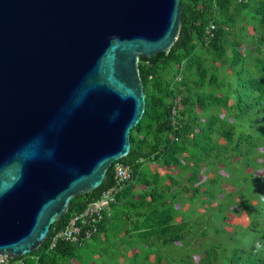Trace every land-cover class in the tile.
I'll use <instances>...</instances> for the list:
<instances>
[{
	"label": "trees",
	"instance_id": "obj_1",
	"mask_svg": "<svg viewBox=\"0 0 264 264\" xmlns=\"http://www.w3.org/2000/svg\"><path fill=\"white\" fill-rule=\"evenodd\" d=\"M181 4L169 51L147 62L139 56L145 111L130 131L129 153L98 188L71 200L34 251L0 264H177L164 250L182 241L194 249L181 258L184 264H264V0ZM115 163L127 165L130 176L96 231L84 238L85 224L77 241L59 238L51 247L56 232L116 183ZM202 167L206 176L218 171L208 193L198 183ZM219 180L236 188L224 194ZM238 187L250 191L240 195ZM221 195L212 211L213 197ZM193 204L204 219L190 220ZM230 215L242 219L229 221L227 234L216 221ZM194 233L216 240L195 246ZM242 241L249 243L244 252Z\"/></svg>",
	"mask_w": 264,
	"mask_h": 264
},
{
	"label": "water",
	"instance_id": "obj_2",
	"mask_svg": "<svg viewBox=\"0 0 264 264\" xmlns=\"http://www.w3.org/2000/svg\"><path fill=\"white\" fill-rule=\"evenodd\" d=\"M181 0H0V260L34 251L130 150L138 72L168 52Z\"/></svg>",
	"mask_w": 264,
	"mask_h": 264
},
{
	"label": "built area",
	"instance_id": "obj_3",
	"mask_svg": "<svg viewBox=\"0 0 264 264\" xmlns=\"http://www.w3.org/2000/svg\"><path fill=\"white\" fill-rule=\"evenodd\" d=\"M210 28H213L212 24H210ZM129 176L130 169L127 165L115 163L114 179L116 180V183L107 190H103L98 198L91 200L81 213L73 216L69 220L63 230L56 232L51 240V247L56 244L59 238L68 241H77L78 235L82 231V227L85 224H89L90 226L84 230L83 237H90L93 232L96 231L97 224L103 218L104 213L108 212L111 204L115 202L116 193L122 187L123 181H126ZM7 259L8 258L0 260V263L6 262ZM18 262L21 263V261L18 260H16L15 263L17 264Z\"/></svg>",
	"mask_w": 264,
	"mask_h": 264
},
{
	"label": "rangeland",
	"instance_id": "obj_4",
	"mask_svg": "<svg viewBox=\"0 0 264 264\" xmlns=\"http://www.w3.org/2000/svg\"><path fill=\"white\" fill-rule=\"evenodd\" d=\"M232 168L235 170V166ZM204 167L201 168V172L199 173L198 175V180L199 182L198 183H201V182H205V186L202 188V190H206L207 193L209 190H212L214 188V185L215 183H210L209 182V178L210 176H214V174L218 173L217 170L213 171L212 173L210 172L208 176L204 175L203 174V170ZM223 173V172H221ZM233 176H238V174H236V171H233ZM249 179H252V178H249ZM204 180V181H203ZM183 182H186V180H183ZM228 180H219V182H216V187L218 189H223L224 188V194H228L232 191L233 188H236L233 185V181H232V185L229 186L228 184ZM227 192H226V191ZM250 191L249 188L245 189V188H239L238 187V194L242 195V191ZM261 190V188H260ZM263 190V189H262ZM252 193V192H251ZM205 194V193H204ZM223 194V195H224ZM207 199L206 200H209V201H212V199L210 197H206ZM214 200L213 202L215 203L214 207H213V210L214 211L216 209V204L221 201L223 199V196H215L213 197ZM211 199V200H210ZM202 204H199V206H201ZM192 208V215L190 217V220H194V219H198V218H203L204 219V212L201 210V208L198 207V205L196 204H193L191 206ZM227 212V210H225ZM264 211V210H263ZM223 214H226L228 216L227 213H223ZM216 215V213H214V216ZM254 215H257L256 212L254 213ZM242 218H239V216H234V215H230L229 216V220L228 219H224L222 218V216H220L218 218V220L216 221L217 225L224 228L225 231L227 232L228 234V230H232V227L231 225L233 224H241V222L239 220H241ZM228 221H231V225H229L230 223H228ZM207 235L205 236H200L199 233H194L193 234V239L195 240L194 244L195 246L199 245V243H204L205 239L208 240L207 244H211V243H214L215 242V238H211V235H209L208 237H206ZM189 239L190 236L188 237ZM241 247H242V251H246L249 247V243H244L242 241V244H241ZM191 248V249H190ZM166 250V251H165ZM164 250V255H171L172 257H174V259L177 260V264H184V262L181 260V258L185 257L187 255V253H192L193 252V247L191 245H185L183 244V241L181 244H172L171 246L167 247L166 249ZM188 257V256H187ZM195 260H198L200 258V256L198 255H194L193 256ZM193 257L190 255V259H193ZM188 260V259H187Z\"/></svg>",
	"mask_w": 264,
	"mask_h": 264
},
{
	"label": "clouds",
	"instance_id": "obj_5",
	"mask_svg": "<svg viewBox=\"0 0 264 264\" xmlns=\"http://www.w3.org/2000/svg\"><path fill=\"white\" fill-rule=\"evenodd\" d=\"M214 204H215V203L213 202V206H215ZM228 220H229V219H228ZM228 223H229V221H228Z\"/></svg>",
	"mask_w": 264,
	"mask_h": 264
}]
</instances>
